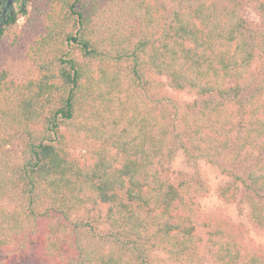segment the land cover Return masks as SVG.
I'll use <instances>...</instances> for the list:
<instances>
[{"label":"trees","instance_id":"1","mask_svg":"<svg viewBox=\"0 0 264 264\" xmlns=\"http://www.w3.org/2000/svg\"><path fill=\"white\" fill-rule=\"evenodd\" d=\"M251 7L258 22L243 0H16L0 54L35 38L27 67L0 65V249L35 241L44 264H153L155 250L264 264L243 225L202 212L208 184L169 168L177 150L216 165L230 176L219 199L241 193L264 232V0Z\"/></svg>","mask_w":264,"mask_h":264},{"label":"rangeland","instance_id":"2","mask_svg":"<svg viewBox=\"0 0 264 264\" xmlns=\"http://www.w3.org/2000/svg\"><path fill=\"white\" fill-rule=\"evenodd\" d=\"M252 0H243L244 11L243 13L247 18L254 22H258V16L251 7ZM16 8V2L14 9ZM14 11V10H13ZM25 20L20 18L17 22V30H20L23 26ZM34 35L32 38L26 40L23 45L18 47L16 51L9 52L6 51L4 54H0V65L9 66L12 69L15 67H27L28 62H26V48L32 44L34 40ZM254 74L257 76L264 73V62H259L253 67ZM170 94L174 97L180 99L182 102H190L196 98L194 94H189L185 91H177L170 87H167ZM75 148L76 153L84 154L88 143H86L82 138L77 143ZM169 168L173 173L181 170L187 174L197 176L201 180L205 181L209 186V193L205 196H202L198 199L201 210L204 214H217L218 216L230 220L232 223L243 225L245 229V237L247 244L258 246L264 248V232L256 229L252 224H250L247 212L248 204L245 199L242 197V194H239L237 200L232 203H226L219 199L217 196V190L220 186L224 185L230 180V176L224 174L220 169L207 161L196 160L194 162H189L184 157L182 151L177 150L175 156L169 164ZM81 211L80 216L85 220L86 217H92L96 223L95 225L100 230H105L106 225L99 222V210L98 208H89V210ZM90 217L88 219H90ZM101 218V216H100ZM101 220V219H100ZM89 239H84V245H87ZM37 243L35 241L30 242L27 248H22L21 250L17 249H0V264H44L40 262V259L36 256L34 248H36ZM153 257V264H213L210 261L201 262H183L179 263L171 259L165 252L160 250H155L151 253ZM65 261V259H62ZM69 263L68 261H66ZM51 264L50 262H47ZM46 263V264H47ZM63 264H66L65 262Z\"/></svg>","mask_w":264,"mask_h":264},{"label":"water","instance_id":"3","mask_svg":"<svg viewBox=\"0 0 264 264\" xmlns=\"http://www.w3.org/2000/svg\"><path fill=\"white\" fill-rule=\"evenodd\" d=\"M16 0H8L6 4V8L3 10V13H5L6 9L9 8V11L6 15L2 14V21L0 22V28L3 25L4 21L13 13L14 6H15Z\"/></svg>","mask_w":264,"mask_h":264},{"label":"flooded vegetation","instance_id":"4","mask_svg":"<svg viewBox=\"0 0 264 264\" xmlns=\"http://www.w3.org/2000/svg\"><path fill=\"white\" fill-rule=\"evenodd\" d=\"M8 0H0V22L2 21V14L6 15L9 11V8L6 9L5 13H3V10L6 8Z\"/></svg>","mask_w":264,"mask_h":264}]
</instances>
